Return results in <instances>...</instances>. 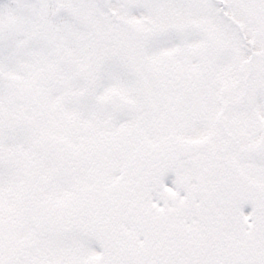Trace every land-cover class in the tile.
Listing matches in <instances>:
<instances>
[{
    "label": "snow or ice",
    "instance_id": "obj_1",
    "mask_svg": "<svg viewBox=\"0 0 264 264\" xmlns=\"http://www.w3.org/2000/svg\"><path fill=\"white\" fill-rule=\"evenodd\" d=\"M0 264H264V0H0Z\"/></svg>",
    "mask_w": 264,
    "mask_h": 264
}]
</instances>
